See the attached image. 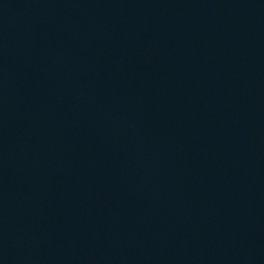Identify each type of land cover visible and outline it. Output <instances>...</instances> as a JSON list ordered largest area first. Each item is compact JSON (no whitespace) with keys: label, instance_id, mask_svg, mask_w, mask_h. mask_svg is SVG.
<instances>
[{"label":"water","instance_id":"1","mask_svg":"<svg viewBox=\"0 0 264 264\" xmlns=\"http://www.w3.org/2000/svg\"><path fill=\"white\" fill-rule=\"evenodd\" d=\"M0 264H264V0H0Z\"/></svg>","mask_w":264,"mask_h":264}]
</instances>
